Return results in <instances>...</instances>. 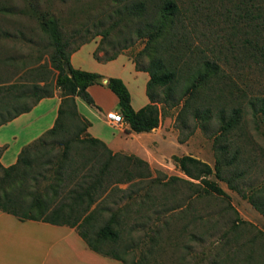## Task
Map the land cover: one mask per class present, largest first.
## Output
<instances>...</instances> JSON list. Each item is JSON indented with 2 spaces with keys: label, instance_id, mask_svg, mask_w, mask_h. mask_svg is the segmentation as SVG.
<instances>
[{
  "label": "trees",
  "instance_id": "obj_1",
  "mask_svg": "<svg viewBox=\"0 0 264 264\" xmlns=\"http://www.w3.org/2000/svg\"><path fill=\"white\" fill-rule=\"evenodd\" d=\"M24 1L26 7L20 12L35 19L49 41L50 68L40 66L41 78L32 82L0 81V127L57 91L62 100L54 127L25 147L17 164L9 168L0 164V211L21 221L75 228L89 249L123 264L147 263L146 253L139 262L130 260L134 244L122 242L125 217L133 203L137 213L146 209L158 218L179 210V223L188 220L179 226V234L202 247L212 226L207 211H199L196 202L216 197L230 200L220 182L264 216V178L251 176L259 162L254 160L258 140L264 138V96L252 92L246 77L243 86L236 79L245 70L264 74V0H107L94 4L102 6L99 23L89 20L71 31L60 18L39 9L40 0ZM14 13L0 0L1 16ZM93 26L100 31L91 37ZM96 36L115 50L107 56L108 49L99 45L95 56L102 62L116 59L137 41L145 44L133 62L150 76V103L136 111L121 79L109 78L107 83L132 132H152L167 110L176 109L182 132L189 136L200 129L213 141V167L193 156H173L176 167L189 179L179 178V182L196 188L179 189V209L166 204L165 193L158 195L152 189L144 194L142 189H111L131 202L103 220L109 209L102 205L104 199L98 201L108 197L112 183L143 180L151 177V171L141 158L113 153L91 137L87 133L91 123L78 111L77 98L99 108L88 89L103 85L104 77L75 69L71 63L72 54ZM3 61L10 67L8 58Z\"/></svg>",
  "mask_w": 264,
  "mask_h": 264
},
{
  "label": "rangeland",
  "instance_id": "obj_2",
  "mask_svg": "<svg viewBox=\"0 0 264 264\" xmlns=\"http://www.w3.org/2000/svg\"><path fill=\"white\" fill-rule=\"evenodd\" d=\"M3 1L4 4L13 7L15 13L8 16L0 15V81L17 80L27 83L40 79L41 76L37 69L42 65L50 68L52 49L48 48L49 41L42 35L35 19L20 12L26 7L27 3L24 0ZM104 2L107 3V0H40L39 9L49 11L60 18L62 25L71 31L81 24H86L89 20L98 22L102 6L96 5L99 3L103 5ZM99 26L89 27L91 37L100 31ZM8 34L10 37H7ZM101 41V36L94 37L83 53L90 59L98 61L95 56L98 47L92 52L98 43V46L102 45L108 49L107 56H112L115 50L109 49ZM77 42L76 40L73 43L72 48L77 45ZM144 46V43L137 41L134 45H128L123 49L121 54L133 60ZM99 56L105 58L104 52L100 51ZM4 58L10 60V67L4 63ZM127 58H123V61H127ZM85 68H87L86 71L90 70V67ZM126 77L138 101L140 99L139 92L142 91L145 94L144 81H139L140 78L135 79L131 70ZM244 77L250 81L254 94L264 96V74L257 69L245 70L242 77L237 76L236 78L242 86ZM135 84L137 88H135ZM107 98L112 105L113 97L108 95ZM44 110L45 106L37 112L40 113ZM80 111L91 122H98L100 114L97 108L91 107L81 100ZM177 113L176 109L167 110L162 117L161 133L164 138V146L158 143L156 147L150 149L148 155L151 161L149 162L151 177L146 176L143 180L137 178L132 182L119 184L114 181L107 192L108 197L103 195L99 199L98 203H102L101 201L104 199L102 205L109 209V211H105L103 220H107L112 212L124 209L131 202L122 193L111 189H120L121 191L142 189L141 194L146 192L145 189H152V192L158 195L165 193L168 201L166 204L179 209V189L196 188L179 182V178H188L174 164L172 158L175 155L193 156L212 167L214 166L213 141L200 129L187 136V132H182L180 124L176 122ZM253 128V124L250 123L249 129ZM105 131L116 133L115 130L107 127ZM256 148L258 155L254 160L259 162L253 166L251 176L261 180L264 178V138L260 137ZM192 182L198 183V181ZM220 185L228 193L230 200L216 197L209 201L202 199L196 202L199 211L204 209L207 211V218L211 220L212 226L211 234L203 247L196 241L188 242V235L179 234V226L188 223V220H182L179 223V210L176 213H163L158 218L146 209L142 213H137L138 207L136 203H133L128 218L125 217L126 225L123 227L122 234V242L134 244L130 260L139 262L143 253H146V264H264V216L257 212L247 200L231 191L226 183L220 182ZM147 208L150 209V207ZM152 238L156 239V242H152ZM140 244L143 245L141 248ZM186 247H189L188 250Z\"/></svg>",
  "mask_w": 264,
  "mask_h": 264
},
{
  "label": "crops",
  "instance_id": "obj_3",
  "mask_svg": "<svg viewBox=\"0 0 264 264\" xmlns=\"http://www.w3.org/2000/svg\"><path fill=\"white\" fill-rule=\"evenodd\" d=\"M86 46L88 44L72 54L71 63L73 67L83 71H86L87 68L85 67H90L88 72L98 73L104 77L103 85H94L88 89L97 107H99L97 108L100 114L98 122H91L81 113L80 105L82 99H76L80 115L91 123L87 133L91 137L105 143L113 153H128L148 163L151 162L148 155L151 147H156L158 143L162 145L164 142L161 125L149 133H135L131 131L129 124L124 123L120 126H113L106 118V114L110 111L120 113L119 100L107 87L108 79L119 78L125 83L131 93L132 107L139 111L150 103L147 96L149 74L144 71H138L133 60L124 57V54L107 62L92 60L83 53ZM96 47H98V43H96L92 52H94ZM123 58H127V61H123ZM129 70H131L135 79L140 78L141 80L139 81H144L143 89L145 94L140 91V99L138 101L126 77ZM135 88H137L136 84ZM108 95L114 99L112 105L108 102ZM61 100L60 92L57 91L54 97L41 100L29 112L0 127V149H2L0 164L4 168L17 164L23 149L54 127ZM43 106H45V110L40 113L37 112ZM106 127L115 130L116 133L105 131ZM0 264L123 263L104 257L89 249L75 228L39 221H21L13 215L0 211Z\"/></svg>",
  "mask_w": 264,
  "mask_h": 264
},
{
  "label": "built area",
  "instance_id": "obj_4",
  "mask_svg": "<svg viewBox=\"0 0 264 264\" xmlns=\"http://www.w3.org/2000/svg\"><path fill=\"white\" fill-rule=\"evenodd\" d=\"M106 118L108 120V122L113 125V126H120L124 123H126L124 121V118L122 116L121 113H117L115 111H110L106 114Z\"/></svg>",
  "mask_w": 264,
  "mask_h": 264
}]
</instances>
